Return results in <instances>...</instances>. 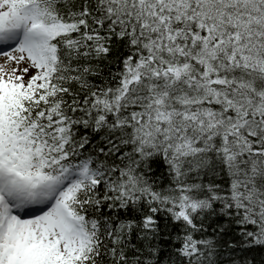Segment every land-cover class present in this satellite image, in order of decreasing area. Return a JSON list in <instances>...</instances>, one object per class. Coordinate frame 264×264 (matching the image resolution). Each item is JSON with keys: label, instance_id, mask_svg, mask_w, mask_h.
Segmentation results:
<instances>
[{"label": "snow or ice", "instance_id": "obj_1", "mask_svg": "<svg viewBox=\"0 0 264 264\" xmlns=\"http://www.w3.org/2000/svg\"><path fill=\"white\" fill-rule=\"evenodd\" d=\"M0 264H264V0H0Z\"/></svg>", "mask_w": 264, "mask_h": 264}]
</instances>
